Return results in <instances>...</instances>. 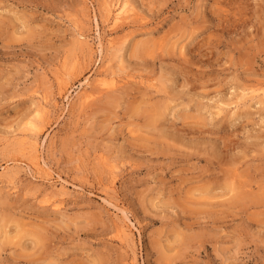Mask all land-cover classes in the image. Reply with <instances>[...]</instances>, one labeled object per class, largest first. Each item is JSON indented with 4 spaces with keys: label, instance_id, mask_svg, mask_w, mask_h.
<instances>
[{
    "label": "rangeland",
    "instance_id": "1",
    "mask_svg": "<svg viewBox=\"0 0 264 264\" xmlns=\"http://www.w3.org/2000/svg\"><path fill=\"white\" fill-rule=\"evenodd\" d=\"M104 1L0 0V167L33 125L54 177L8 164L0 264H264V0Z\"/></svg>",
    "mask_w": 264,
    "mask_h": 264
},
{
    "label": "bare ground",
    "instance_id": "2",
    "mask_svg": "<svg viewBox=\"0 0 264 264\" xmlns=\"http://www.w3.org/2000/svg\"><path fill=\"white\" fill-rule=\"evenodd\" d=\"M112 6H113L112 4H109L105 1L102 6L103 18L105 17L106 20L109 21V24H110L109 27H111L110 30L112 31H114L116 28L120 27L124 23L129 24V22L135 21L139 18L138 16L139 14L137 13L138 11L136 7H134L131 3H129L128 0H123L116 7H114L115 6L114 5L113 6L114 9H112L113 8ZM95 26L97 28V22H95ZM96 33H97L98 38H100L99 32H96ZM127 35L126 34L122 35L120 44L126 41ZM78 36L80 37L79 40L83 43V45H87L88 41L86 40L85 35L82 33H78ZM115 44L116 43L112 39L106 40V46L109 50L113 49L115 47L114 46ZM122 46L123 45L121 44V47ZM106 63H107V60H106ZM107 69H108V66H104V69H102L101 71L98 70V72H95V76L93 80L85 79L80 84L81 91L78 94L77 99L81 101V103H87L88 101H91V99L95 96L96 93L98 94V92H101L102 90L111 89L117 85V78L115 77L113 72H108ZM57 84H58V88L60 92H62L63 90L65 92L67 91L68 88L66 89V86L63 84V80L59 79ZM37 104L38 105H35L34 110H32L33 115H34L33 117L47 119L48 115L51 113L50 100L46 96H42L40 97V100L38 101ZM41 134H42V130L38 129L36 126H33V125H30L26 129V131H22L20 133V139L17 140V145L19 148V152L21 153L20 154L21 158L13 159L9 161L7 165L0 167V170H1L0 184L5 179L7 180L9 178V175H11L10 168L8 167L9 163H11L13 166L16 165L17 167L21 169H23L24 167L27 168L29 172L31 173V178L33 180L50 181L51 179H54V177L52 176L51 167L41 157L40 152L38 150L41 145V143L39 142V137ZM110 172L113 174L112 171ZM111 178L114 180V177H111ZM56 180L59 181V184L61 187L62 186L64 187V183L66 181H64L59 175H56ZM57 192H54L52 190L49 192L45 191V194L43 195L46 197L48 201L52 199L51 201L54 205V202H55L54 199L56 197ZM58 195H60V193ZM128 229L121 225L116 226L114 230H116L117 238L122 241L123 237H125L126 235H129L127 231Z\"/></svg>",
    "mask_w": 264,
    "mask_h": 264
}]
</instances>
